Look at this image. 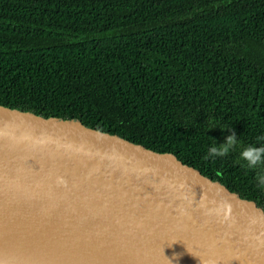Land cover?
Listing matches in <instances>:
<instances>
[{
	"label": "trees",
	"instance_id": "16d2710c",
	"mask_svg": "<svg viewBox=\"0 0 264 264\" xmlns=\"http://www.w3.org/2000/svg\"><path fill=\"white\" fill-rule=\"evenodd\" d=\"M0 103L142 137L259 197L209 150L218 132L264 147V0H0Z\"/></svg>",
	"mask_w": 264,
	"mask_h": 264
},
{
	"label": "water",
	"instance_id": "95a60500",
	"mask_svg": "<svg viewBox=\"0 0 264 264\" xmlns=\"http://www.w3.org/2000/svg\"><path fill=\"white\" fill-rule=\"evenodd\" d=\"M20 247L52 256L1 251ZM5 253L40 256L0 264H264V203L142 137L0 103Z\"/></svg>",
	"mask_w": 264,
	"mask_h": 264
},
{
	"label": "clouds",
	"instance_id": "9594fccd",
	"mask_svg": "<svg viewBox=\"0 0 264 264\" xmlns=\"http://www.w3.org/2000/svg\"><path fill=\"white\" fill-rule=\"evenodd\" d=\"M234 136V134L229 136L226 143L221 144L220 147L211 148L209 150V156L214 158L215 156L225 155L231 146L232 137ZM240 158L246 160L249 167H254L258 163H264V147L257 148L249 146L240 153ZM258 179L260 184L264 185V176H260ZM226 208L230 211V205L226 206Z\"/></svg>",
	"mask_w": 264,
	"mask_h": 264
},
{
	"label": "rangeland",
	"instance_id": "374dc122",
	"mask_svg": "<svg viewBox=\"0 0 264 264\" xmlns=\"http://www.w3.org/2000/svg\"><path fill=\"white\" fill-rule=\"evenodd\" d=\"M229 136H227L226 134L222 133V132H218L215 134V139L216 142L218 143L219 147L221 144L226 143L227 138ZM245 148L241 146L240 142H237L235 139H232L231 141V146L229 147L228 152L225 154L228 157H231L233 159H235L237 162H241L244 163L247 167L248 166V162L246 160H243L240 158V153L244 150ZM251 171L255 172V176L258 178L260 176H264V164L263 163H258L257 165H255L254 167H249ZM259 180V179H258ZM261 188H263L261 190V193L264 194V185L258 184Z\"/></svg>",
	"mask_w": 264,
	"mask_h": 264
},
{
	"label": "bare ground",
	"instance_id": "6f19581e",
	"mask_svg": "<svg viewBox=\"0 0 264 264\" xmlns=\"http://www.w3.org/2000/svg\"><path fill=\"white\" fill-rule=\"evenodd\" d=\"M9 250H15V251H31L34 253V251L36 250H40V251H44L46 252L48 257H51L52 255V250L48 247H45V249H39L36 247H32V248H26V247H20V248H2L1 251L2 252H8ZM63 250L61 249H57V250H53V253H62ZM73 253V252H72ZM2 256H6L8 257L10 261L15 262V263H19V262H30V261H34L36 258H30V259H19V258H27L28 256H40L39 254H25V253H5L3 255H0V259ZM13 257H19L17 260ZM55 257V256H54ZM12 258V259H11ZM78 261V260H77Z\"/></svg>",
	"mask_w": 264,
	"mask_h": 264
},
{
	"label": "flooded vegetation",
	"instance_id": "af4514ba",
	"mask_svg": "<svg viewBox=\"0 0 264 264\" xmlns=\"http://www.w3.org/2000/svg\"><path fill=\"white\" fill-rule=\"evenodd\" d=\"M264 187V186H263ZM263 188H261V190H262ZM258 198H260L261 200H262V202L264 203V194H262V193H260V195H259V197Z\"/></svg>",
	"mask_w": 264,
	"mask_h": 264
}]
</instances>
